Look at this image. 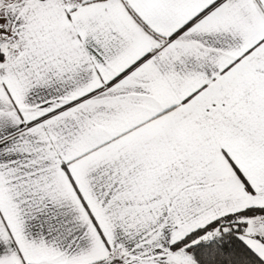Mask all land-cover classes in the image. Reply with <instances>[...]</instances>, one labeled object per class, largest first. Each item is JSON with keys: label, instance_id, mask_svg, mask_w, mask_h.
<instances>
[{"label": "snow or ice", "instance_id": "snow-or-ice-1", "mask_svg": "<svg viewBox=\"0 0 264 264\" xmlns=\"http://www.w3.org/2000/svg\"><path fill=\"white\" fill-rule=\"evenodd\" d=\"M0 264H264V0H0Z\"/></svg>", "mask_w": 264, "mask_h": 264}]
</instances>
